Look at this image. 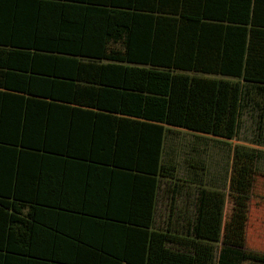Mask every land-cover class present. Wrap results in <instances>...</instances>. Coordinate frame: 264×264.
Masks as SVG:
<instances>
[{
  "label": "trees",
  "instance_id": "obj_1",
  "mask_svg": "<svg viewBox=\"0 0 264 264\" xmlns=\"http://www.w3.org/2000/svg\"><path fill=\"white\" fill-rule=\"evenodd\" d=\"M246 117L264 147V0H0V264H264V149L233 147L216 249L209 164L170 136Z\"/></svg>",
  "mask_w": 264,
  "mask_h": 264
},
{
  "label": "rangeland",
  "instance_id": "obj_2",
  "mask_svg": "<svg viewBox=\"0 0 264 264\" xmlns=\"http://www.w3.org/2000/svg\"><path fill=\"white\" fill-rule=\"evenodd\" d=\"M170 134L177 145H184L189 151L193 146L198 148L200 157L211 160L209 174L212 186H207L206 203L211 210L216 213L217 208L222 207L221 218L202 219L200 221L199 237L210 241L216 249L221 246L222 227L224 219L229 214L231 202L228 189V171L230 168L232 150L236 144H243L252 147L262 148L247 142L253 136L250 118H244L243 127L238 135V139H219L211 135L197 134L191 131L173 128ZM207 156H204V152ZM181 157V156H180ZM260 170L264 174V160L260 162ZM185 176V172H180ZM216 217V216H215ZM221 220V222H220ZM247 247L256 252L264 254V175L258 174L255 180L253 195L250 202L249 220L247 224Z\"/></svg>",
  "mask_w": 264,
  "mask_h": 264
},
{
  "label": "crops",
  "instance_id": "obj_3",
  "mask_svg": "<svg viewBox=\"0 0 264 264\" xmlns=\"http://www.w3.org/2000/svg\"><path fill=\"white\" fill-rule=\"evenodd\" d=\"M180 129H183V128H180ZM186 130V129H185ZM189 131V130H188ZM191 132H193V131H191ZM193 133H197V134H202V133H198V132H193ZM205 135V134H204ZM175 139V138H174ZM174 144L175 145H177V143L174 141ZM182 147H185L186 146V144H184V145H181ZM204 154V156H207V152H206V150H205V152L203 153ZM196 157V158H195ZM187 158H188V156H187ZM189 158H190V160H189V162L190 163H193L192 162V160H191V157H190V155H189ZM194 158L195 159H198V158H200V155L198 156V155H194ZM201 162H203V160H200ZM200 161H198L199 163H200ZM205 163L208 165H211L212 164V162H211V160H208L206 157H205ZM189 163V164H190ZM189 164L188 165H185V166H182V168H181V170H182V172H190L191 171V168L189 167ZM208 174H209V172L206 174V177H205V179H204V185L205 186H212L213 184L211 183V182H208V179L209 180H212V178L209 176L208 177Z\"/></svg>",
  "mask_w": 264,
  "mask_h": 264
}]
</instances>
